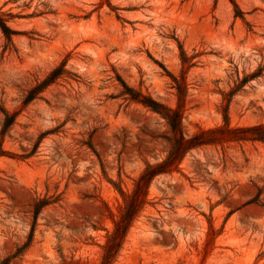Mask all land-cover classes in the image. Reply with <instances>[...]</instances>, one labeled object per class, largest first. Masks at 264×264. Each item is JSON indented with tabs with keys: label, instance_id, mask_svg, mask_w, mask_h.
<instances>
[{
	"label": "rangeland",
	"instance_id": "374dc122",
	"mask_svg": "<svg viewBox=\"0 0 264 264\" xmlns=\"http://www.w3.org/2000/svg\"><path fill=\"white\" fill-rule=\"evenodd\" d=\"M236 3L243 18L229 0H0L16 33L0 30V132L2 111L17 116L1 143L0 264H264V143L224 130L226 112L232 130L264 125V0ZM121 81L212 144L164 164L170 128ZM161 164L104 262L131 206L119 189Z\"/></svg>",
	"mask_w": 264,
	"mask_h": 264
},
{
	"label": "trees",
	"instance_id": "16d2710c",
	"mask_svg": "<svg viewBox=\"0 0 264 264\" xmlns=\"http://www.w3.org/2000/svg\"><path fill=\"white\" fill-rule=\"evenodd\" d=\"M234 8H235V17H241L243 18V13L239 9L236 0H229ZM0 30L4 37L7 39L8 42H12L13 36L16 34L15 31H13L8 26V21L4 18V15L0 13ZM181 58L183 63L187 62V55L183 50H181ZM261 71V69L259 70ZM260 73H256L254 75L248 76L242 80V84H246L248 81L255 79L259 76ZM63 75L62 68L55 69L47 78L45 81H43L38 87L31 90L29 92L28 97L25 100V104H29L31 101H33L36 98V95L40 93L42 90L46 89L47 87L53 85L59 78H61ZM122 82V81H121ZM124 85V83L122 82ZM126 88V92L124 94H128L129 97H127V100L133 103H139L148 108L151 112L158 114L161 118H163L168 127L170 128L173 138L169 139L171 143V151L170 156L167 158V160L164 162L167 163L168 161L174 160V154L176 156H179L184 152H187L189 150L195 149L197 147H201L203 145L212 144V141H208L206 139H203L206 137L208 132H204L198 136H195L191 138L190 140H185L183 132H182V119H181V112L179 110L180 107L175 109H170L168 107H165L164 105L155 102L151 99H147L145 97H142L139 93L136 91L129 89L124 85ZM228 111V109H227ZM5 114V121L3 125V130L0 132V157L5 155V152L2 149V140L4 138L5 132L14 125L16 120V115L11 114L7 111H2ZM225 120V128L224 130L231 134H237V133H243L244 135H235L236 141H250L252 143L261 142L264 143V125H258L250 128H241V129H235L232 130L229 127V116L227 112L224 115ZM246 133H250V135H245ZM180 160V159H179ZM164 164H161L159 166H151L148 165L147 169L144 171V173L140 176V178L136 181V188L133 191L132 195H127L125 192H123L121 189H119L121 195L124 198V201L126 203V209L128 202L130 201L131 206L128 208L126 213H122L120 215V220L115 224V229L108 237L107 243L103 246V249L105 251L104 254V262H108L111 258H113L116 253L118 252L121 240L124 238V236L127 234L129 228L131 227V224L134 220V216L138 212V210L141 208V205L144 202V196H146V186L140 187L141 183H148L156 174L160 173V171H156V169L162 167ZM48 203H43L41 201L37 202L35 205V217H37L38 213L41 209L46 207ZM34 231V230H33ZM33 236V232L31 234ZM115 239L117 241V245H115V248H113L111 251L109 250V241Z\"/></svg>",
	"mask_w": 264,
	"mask_h": 264
}]
</instances>
